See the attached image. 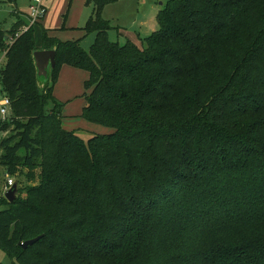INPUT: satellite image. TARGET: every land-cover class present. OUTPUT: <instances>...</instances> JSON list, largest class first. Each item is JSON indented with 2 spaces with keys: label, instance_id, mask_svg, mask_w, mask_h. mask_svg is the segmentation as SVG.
I'll use <instances>...</instances> for the list:
<instances>
[{
  "label": "trees",
  "instance_id": "1",
  "mask_svg": "<svg viewBox=\"0 0 264 264\" xmlns=\"http://www.w3.org/2000/svg\"><path fill=\"white\" fill-rule=\"evenodd\" d=\"M87 1L89 50L0 31V165L27 182L0 196V247L14 264H264V0H168L159 29L124 44L101 13L114 0ZM63 63L88 71L81 115L109 133L64 128Z\"/></svg>",
  "mask_w": 264,
  "mask_h": 264
},
{
  "label": "rangeland",
  "instance_id": "2",
  "mask_svg": "<svg viewBox=\"0 0 264 264\" xmlns=\"http://www.w3.org/2000/svg\"><path fill=\"white\" fill-rule=\"evenodd\" d=\"M168 0H114L106 3L102 9V16L110 22L109 38L120 44L128 40L139 43L140 38H146L159 29L157 14ZM32 0H0V28L8 32L18 16L26 19L30 14L29 4ZM42 5L46 11L43 18L36 23L35 38L41 39L42 30H50V34L62 41L81 39V45L89 50L95 40L96 33L88 31L87 25L92 16L94 3L87 0H43ZM18 13V16L15 14ZM7 37V35L5 36ZM6 62L5 50L0 49V69ZM88 71L63 63L53 92L58 100L64 103L62 124L69 130H77L79 135L87 141L94 133L106 134L111 131L109 127L87 121L81 114L87 104L85 81ZM3 94L0 88V100ZM1 116V114H0ZM7 134L0 131V141ZM2 150L0 149V155ZM5 168L0 165V196L4 194L6 180ZM19 185L25 186L27 182L21 176H12ZM0 263L14 264L8 253L0 247Z\"/></svg>",
  "mask_w": 264,
  "mask_h": 264
},
{
  "label": "water",
  "instance_id": "3",
  "mask_svg": "<svg viewBox=\"0 0 264 264\" xmlns=\"http://www.w3.org/2000/svg\"><path fill=\"white\" fill-rule=\"evenodd\" d=\"M161 4H164L161 2ZM56 54L55 48L36 49L33 52V61L36 68L37 83L41 90H45L52 85V74L56 66ZM17 183H15L6 193L5 197L8 201L12 202L17 196ZM38 237L28 239L21 243L22 247H27L33 244Z\"/></svg>",
  "mask_w": 264,
  "mask_h": 264
},
{
  "label": "built area",
  "instance_id": "4",
  "mask_svg": "<svg viewBox=\"0 0 264 264\" xmlns=\"http://www.w3.org/2000/svg\"><path fill=\"white\" fill-rule=\"evenodd\" d=\"M43 0H32V2L29 4V11L30 14L28 15V22L25 23L21 29L16 33L15 36H11L10 40L7 41L8 45H11L15 38L18 37L23 32L27 31L30 27L34 26L36 23H38L39 20H41L45 14V7L42 5ZM6 54V50H5ZM10 105L11 101L10 98L3 94L2 99L0 100V120L6 121L10 118ZM6 180L4 185V194L15 184V181L9 174H6Z\"/></svg>",
  "mask_w": 264,
  "mask_h": 264
},
{
  "label": "crops",
  "instance_id": "5",
  "mask_svg": "<svg viewBox=\"0 0 264 264\" xmlns=\"http://www.w3.org/2000/svg\"><path fill=\"white\" fill-rule=\"evenodd\" d=\"M15 14L18 16V13H15ZM19 20L23 21L24 23H27V22H28V15H26V19H23L21 16H18L17 21H19ZM17 21H16V22H17ZM16 22H15V23H16ZM15 23H14V24H15ZM13 26H14V25H13ZM13 26H12V27H13ZM11 29H12V28H11ZM11 29H10V30H11ZM10 30H9L8 32H10ZM0 31L4 33V30L1 29V28H0ZM6 35H7V37H5ZM4 37L7 39V38L9 37L8 33H7V34L4 33Z\"/></svg>",
  "mask_w": 264,
  "mask_h": 264
}]
</instances>
